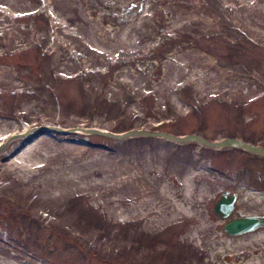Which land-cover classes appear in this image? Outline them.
I'll list each match as a JSON object with an SVG mask.
<instances>
[{"label":"rangeland","instance_id":"obj_1","mask_svg":"<svg viewBox=\"0 0 264 264\" xmlns=\"http://www.w3.org/2000/svg\"><path fill=\"white\" fill-rule=\"evenodd\" d=\"M22 2L33 13L14 15L6 10L9 0H0V144L15 137L0 152V261L182 264L189 246L180 240L186 229L201 227L203 221L202 234L220 243L258 231L227 235L214 205L229 190L238 196L227 218L263 212L264 203L245 194L252 190L264 197L262 157L159 136L116 139L42 127L194 133L209 141L248 135L244 119L264 117V47L250 51L247 45L249 25L264 28V0H75L72 13L81 11L82 19L67 25L79 26L77 35L54 29L45 14L44 9L53 3L62 7L64 0L45 7L44 0ZM258 35L264 40V30ZM258 54L262 61L250 67L249 58ZM36 125L42 126L37 132L17 136ZM91 169L101 171L92 177L101 182L90 194L104 189L103 180L115 198L153 189L154 202L160 204L169 203L168 193H183L177 200L188 201L193 218L180 215L162 223L157 230L166 227L158 232L131 234L132 224L107 226L121 218L79 196L71 215L74 227L66 234L58 224L63 211L30 203L38 193L26 183L32 173L30 184ZM63 193L87 190L74 187ZM105 229L108 238L124 230V238L115 237L125 242L100 262L87 250L83 234ZM100 239L93 242L95 249ZM249 249L261 253L264 238L250 245L232 243L209 264L237 262L231 253ZM201 254L188 257L189 262L204 264Z\"/></svg>","mask_w":264,"mask_h":264},{"label":"bare ground","instance_id":"obj_2","mask_svg":"<svg viewBox=\"0 0 264 264\" xmlns=\"http://www.w3.org/2000/svg\"><path fill=\"white\" fill-rule=\"evenodd\" d=\"M55 0H44L43 7L46 5H51ZM65 4L61 7L59 4H54L52 8L44 9L45 14L47 18L50 20V22L55 25L54 29L61 30V32L71 35H77L79 31V26L76 28H71L67 25V22L72 19L80 18L82 19L81 11L78 13H72L73 9L76 7L75 0H64ZM31 6L26 3L22 2V0H9V4L6 7L7 11H10V13L14 15H29L31 14ZM5 11V10H4ZM33 13V12H32ZM60 32V31H59ZM41 125L33 126L30 129H27L26 131L21 132L18 134V137L30 135L31 133L37 132L39 130ZM42 127V126H41ZM42 128L48 129V126H43ZM90 130H95L94 128H88V129H82L80 127H76L75 130L72 132H88ZM52 131V130H51ZM55 132V131H52ZM163 137V136H159ZM13 136H10V138L7 139V141H4L1 143L0 146V152L5 147L7 143H9L10 140H12ZM235 138V137H233ZM167 139V138H166ZM237 139V138H236ZM221 140V139H220ZM240 140V139H239ZM243 141V140H242ZM248 143V142H247ZM29 147V146H27ZM224 148V147H221ZM230 148V147H227ZM245 150V149H244ZM247 151V150H246ZM250 152V151H249ZM11 162L9 163V165ZM101 175V171L98 169H91L86 172L78 173L77 175H66V176H57L53 179H42L41 181H33L31 184L29 183L32 181L34 175L33 173L28 176V179L26 183L29 186H33L37 189V194H33L32 200L30 203L32 205H43L44 203H47L48 206L51 207V209H54L57 211H63L62 214L59 212L56 213L58 217H60V220L58 221L59 228L62 232L66 233L71 229V227H74L76 219L71 218L72 210L76 205V200L79 196H85L90 200H96L98 206L103 207L104 211L108 214L112 215L113 218L121 220L115 221L112 224H108L107 226H113L117 223H128L132 224L131 228V234H135L136 232L144 231L146 233H155L159 230L164 229H158L161 228V224L175 219L179 217L180 215L187 216L188 219L193 218V214H190V206L187 201V205L184 201L177 200L180 197L183 198V193L181 194H166L169 198V203L163 202V203H155L154 202V190L148 189L147 192H143L139 197L133 196L132 198H115L117 197L112 191L108 188V186L105 184V181L103 180V188L102 190L98 191L95 194H90L89 191L95 189V186L99 184L101 181L93 180L92 177H97ZM77 187L78 189L84 188L87 190V193L77 194L74 196H68L63 193V191L66 188H74ZM144 187V186H143ZM108 188V189H107ZM143 191V188H141ZM163 190V189H162ZM150 193V194H148ZM185 196H188V191H186ZM247 195V198H254L255 202H263L264 203V197L262 198L259 194H254L252 190H249L245 192ZM136 197V198H135ZM178 197V198H175ZM187 200V198H185ZM129 200V201H128ZM128 201V202H127ZM45 205V204H44ZM63 205V207L61 206ZM63 208L64 210H62ZM61 209V210H60ZM137 224V226H136ZM46 225L51 226V223H47ZM72 225V226H71ZM204 221L202 222L201 227H192L190 229L185 230V235L180 240L181 242L188 245L190 250L188 251L187 248V255H186V263L182 264H196L190 263L188 260V257H196L201 256L204 254V264H209L211 258L217 256L219 253H223L226 248H229L232 243H239V244H245L250 245L251 241L254 239H260L264 238V229L255 231L254 233L247 234L246 236H240V237H226L225 241L223 243L216 242L211 240L210 238H207V235L204 236L202 234ZM137 227V228H135ZM109 231L107 229L103 231H95L93 235H85L83 234V238L88 242L89 246L87 250L95 257L97 261L100 262H107L109 257L112 255H116L117 248L122 246V244L125 242L124 239L119 240L117 235H121V238H124V230H117L116 233H111L112 237L108 238ZM239 236V235H238ZM100 237V248L97 246V249H95L93 242L96 241V239ZM106 239L103 241V239ZM214 238V237H213ZM89 242H91L89 244ZM95 244V243H94ZM85 248V249H86ZM239 251V250H238ZM189 252V253H188ZM237 253V252H235ZM231 253L232 256L238 257L237 259L234 258V261L237 262H229L224 264H264V250L259 253L255 254L254 249H249L246 252H238L237 254ZM144 261V260H143ZM0 264H13V263H6L4 261H0ZM179 264V263H177Z\"/></svg>","mask_w":264,"mask_h":264},{"label":"water","instance_id":"obj_3","mask_svg":"<svg viewBox=\"0 0 264 264\" xmlns=\"http://www.w3.org/2000/svg\"><path fill=\"white\" fill-rule=\"evenodd\" d=\"M80 128H82L83 130L88 129L84 127H80ZM48 129L60 133H69L75 130V128L63 129L55 126H50L48 127ZM88 132L90 134H98L105 137H111L116 139H122L129 136H140V135L163 136L169 140L178 143L198 142L200 144L214 148L237 147L250 151L251 153H257L264 156V147L247 143L245 141L233 137H224L219 141H209L208 139L204 138L202 135L194 134V133L185 134V135H175L163 131L152 132V131L139 130V129H130L126 132H121V133L105 131L100 129L90 130ZM227 193L228 191H224L220 199L214 205V212L220 215L222 218L227 217L232 212V210L234 209V202L237 196L235 192L232 193L231 195H227ZM261 227H264V215L262 216L253 215V216H245V217H239L228 220L224 224L223 230L227 235L238 236L249 232H253Z\"/></svg>","mask_w":264,"mask_h":264},{"label":"flooded vegetation","instance_id":"obj_4","mask_svg":"<svg viewBox=\"0 0 264 264\" xmlns=\"http://www.w3.org/2000/svg\"><path fill=\"white\" fill-rule=\"evenodd\" d=\"M249 30H251V32H250L251 33V35H250L251 40H249L247 43V45L249 46V50L252 51V50H255V48L262 49L264 47V40L258 34H259V32L263 31L264 28L262 26L257 27L256 25H252V26L249 25ZM235 44H237V47L240 46L242 49V44L238 43V39L235 40ZM244 46H245V43H244ZM262 59H263L262 54L251 55V58H249L248 64L250 65V67L256 68L257 65H259V63L262 61ZM262 118H264V117H262V116L258 117L255 114L252 116H248L247 119H244L245 120V128L243 129V132L247 133L248 135L243 136L242 134H240V136H235V138L243 140V141L251 143V144H254V145H257V146L264 147V138L261 137L262 135L264 136V121H262ZM230 148H237V147H230ZM237 149H241V148H237ZM241 150H244V149H241ZM251 154H254V155H257L259 157L264 158V156L257 154V153H251ZM225 191H228L227 195H231L232 193H234V192H232L231 194H229V190H225ZM222 193L220 194V197H221ZM237 196H238V194H237ZM237 196H236V199L234 202V209L236 208ZM220 197L218 198V200L220 199ZM216 215L219 216V218L223 220V225H222V227H223L224 224L228 220H231L234 218H239V217H245V216H253V215L262 216V215H264V211L259 212V213H256V212L239 213V214H235L234 216H231L228 218L226 217V219L222 218L218 214H216ZM261 229H264V227H261L257 230H261Z\"/></svg>","mask_w":264,"mask_h":264}]
</instances>
